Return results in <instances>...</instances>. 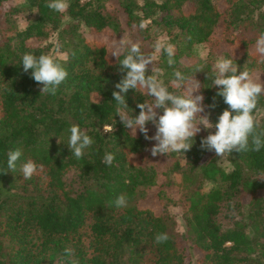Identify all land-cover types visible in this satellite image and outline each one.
Here are the masks:
<instances>
[{
  "label": "trees",
  "instance_id": "trees-1",
  "mask_svg": "<svg viewBox=\"0 0 264 264\" xmlns=\"http://www.w3.org/2000/svg\"><path fill=\"white\" fill-rule=\"evenodd\" d=\"M17 1L0 9V264H68L66 248L79 264H264V149L233 152L223 167L214 152L201 149L208 135L202 131L184 164L169 153L171 163L159 171L146 160L153 141L132 134L117 116L112 94L122 74L101 38L124 34L117 13H105L107 5H119L145 54H153L154 31L166 35L176 63L169 67L162 51L153 64L159 79L181 93L170 85L174 71L195 77L215 124L228 105L207 78L213 64L199 59L195 48L219 33L240 52L232 60L241 71L264 77L253 49L264 34V0H69L64 13L49 9V0ZM32 11L35 19L18 29V16ZM58 47L69 76L56 95L41 94L22 56H55ZM198 67L203 72L196 73ZM121 94L133 117L138 103L152 102L146 92ZM260 119L264 129V115ZM73 125L94 140L79 160L67 147ZM16 149L23 155L12 173L7 153ZM106 153L115 157L111 166ZM27 160L43 171L23 179L20 163ZM154 188L159 211L141 205ZM120 195L128 199L125 208L115 205ZM173 206L181 208L182 232ZM158 233L168 241L156 244ZM187 250L199 258L187 262Z\"/></svg>",
  "mask_w": 264,
  "mask_h": 264
},
{
  "label": "clouds",
  "instance_id": "clouds-1",
  "mask_svg": "<svg viewBox=\"0 0 264 264\" xmlns=\"http://www.w3.org/2000/svg\"><path fill=\"white\" fill-rule=\"evenodd\" d=\"M47 7L53 11L64 13L70 7L69 0H49ZM141 28L144 24L141 23ZM258 54V63H264V34L259 35L255 42ZM121 60V54L125 53ZM166 54L167 64L172 67L176 61L175 45L162 43L158 40L154 45L153 54H145L141 45L132 42L125 37L119 40L112 56L116 57L120 65L122 78L116 84L119 91L113 92L117 104L116 112L125 129L131 130L136 136L137 131L144 135L146 140L155 141L150 149L153 157L167 156L169 153L185 154L195 144L196 137L204 130L208 135L202 138L200 147L207 152H214L216 157L224 160L233 152L246 153L259 152L264 149V129L261 128V116L264 115V107L260 105V98L264 96V83L258 82L248 70L241 71L237 63L232 59L220 57L214 64V72L208 73V79L212 81L211 87L219 89L217 96L222 97L228 109L219 116L218 122H210V116L205 114V97L198 94L201 91V83L192 76L179 70L174 71V78L170 81L172 88L182 89L181 93L169 90L158 77L159 69L153 67L157 59L156 54ZM56 55L25 53L22 56V66L25 73L31 70V78L42 85L41 94L56 95L59 87L66 82L69 73L57 59L61 55L59 47L55 49ZM63 55H67L63 53ZM196 73L203 72L197 68ZM129 90L146 92L152 98V102L138 103L139 115H129L128 104L125 95ZM214 107V106H213ZM162 113V114H161ZM154 125L155 135L149 136L147 125ZM107 128V126H105ZM215 129V133L211 132ZM67 147L76 159H81L86 150L94 144V140L81 130L78 125L69 129ZM59 141V138H58ZM60 143V141H59ZM22 150L16 149L7 153V168L14 173L17 164L21 160ZM114 155L106 153L104 162L111 166ZM23 179H31L34 175L43 171V165H37L32 160L20 163ZM117 208L128 206V199L120 195L115 201ZM166 233H158L155 243L162 244L168 241ZM68 264H79L73 259L74 251L71 248L64 250Z\"/></svg>",
  "mask_w": 264,
  "mask_h": 264
},
{
  "label": "rangeland",
  "instance_id": "rangeland-1",
  "mask_svg": "<svg viewBox=\"0 0 264 264\" xmlns=\"http://www.w3.org/2000/svg\"><path fill=\"white\" fill-rule=\"evenodd\" d=\"M22 1H17V4H21ZM14 3H16V0H8V2L4 3L0 9L1 10H7L9 7H11ZM105 13L110 14L111 12H116L119 20L121 22V25L124 29V34L121 36V38H119L118 40H114L110 37L104 38L101 37L103 40H108L109 41V46L111 47L112 50H114L115 46L119 43V40H122L124 37L132 42H137V35L136 32L134 30H130L127 29L126 27V20H125V16L123 15L121 8L119 7V5H107L105 7ZM36 17V12L32 11V12H25L22 13L18 16V23H17V27L18 29H23L25 28L28 23L31 20H34ZM64 25L67 24L68 19L64 20ZM4 27L3 25L0 26V31H3ZM155 34V41H154V45L158 40H161L162 43H168V38L166 37V35L160 33L159 31H154ZM105 40V41H106ZM255 49V47L253 48ZM154 53V51H153ZM160 53L156 54L157 58L159 57ZM195 55L203 60V62H210L211 64H214L216 62V60L220 57H224V58H236L240 56V52L235 48V47H230L227 44H225L223 42L222 36L218 33L216 34L210 41V43L208 44H204V45H200L198 47L195 48ZM255 79L258 80V82L264 83V77L259 75V74H255L253 75ZM182 92V89H181ZM150 134L153 136L155 135V127L152 124L147 125ZM203 132H206L208 134V130H204ZM211 132L214 134L215 131L212 129ZM155 144V141H153V146ZM152 146V147H153ZM178 159L180 161L181 164H184V158H183V154H178ZM146 160L152 164H154L157 169L159 171H163L167 168V166L171 163V160L168 159L167 156L164 155H158L156 157H153L150 153V151L146 154ZM219 164L223 167H226L227 163L224 160L219 159ZM156 188H154L149 194H148V198L145 200V202H143L141 205L147 206V207H151L154 210H158L160 209V204L157 201V199L154 197V193L156 192ZM175 194V192H174ZM170 211L172 213V215H174V217L176 218V222H177V226H178V230L179 232L183 231V225L180 219V215L182 213L181 208L178 206H173L170 207ZM186 261L189 262H195L198 258H199V252L196 250H187L186 251Z\"/></svg>",
  "mask_w": 264,
  "mask_h": 264
}]
</instances>
